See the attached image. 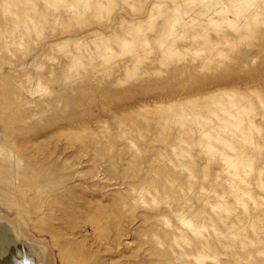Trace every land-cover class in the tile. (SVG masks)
<instances>
[{
    "label": "rangeland",
    "instance_id": "1",
    "mask_svg": "<svg viewBox=\"0 0 264 264\" xmlns=\"http://www.w3.org/2000/svg\"><path fill=\"white\" fill-rule=\"evenodd\" d=\"M17 258L264 264V0H0Z\"/></svg>",
    "mask_w": 264,
    "mask_h": 264
},
{
    "label": "bare ground",
    "instance_id": "2",
    "mask_svg": "<svg viewBox=\"0 0 264 264\" xmlns=\"http://www.w3.org/2000/svg\"><path fill=\"white\" fill-rule=\"evenodd\" d=\"M25 260H26V259H25ZM13 263H14V264H26L25 262H24V263H21V261L18 260V258L15 259V261H14ZM11 264H12V262H11Z\"/></svg>",
    "mask_w": 264,
    "mask_h": 264
}]
</instances>
